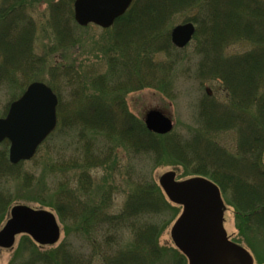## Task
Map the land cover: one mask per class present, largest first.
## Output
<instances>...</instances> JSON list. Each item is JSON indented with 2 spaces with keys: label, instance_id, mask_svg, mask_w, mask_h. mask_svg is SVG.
<instances>
[{
  "label": "trees",
  "instance_id": "16d2710c",
  "mask_svg": "<svg viewBox=\"0 0 264 264\" xmlns=\"http://www.w3.org/2000/svg\"><path fill=\"white\" fill-rule=\"evenodd\" d=\"M71 1L53 0L50 5L49 27L56 46L79 42L64 17ZM24 2L29 1L1 0L0 5V85L20 88L10 101L24 89L15 78L17 61L38 62L30 56L35 28ZM184 9L196 10L187 18L196 26L193 74L220 82L227 97L224 102L204 94L196 104V126L188 134H154L142 118L128 111L124 96L144 88L172 94L183 49L170 43L167 25L173 13ZM104 30L109 38L103 72L85 83L73 66L62 70L54 65L48 70V84L59 102L56 136L65 142L57 152L55 138L42 142L48 155L57 157L48 167V173L55 175L51 197L41 198L40 207L54 209L64 238L40 251L23 236L20 245L25 252L16 251L17 258L8 264H92L95 258L102 264H186L175 247L159 244L176 207L145 172L149 164L179 165L188 168L187 176L208 178L228 195L247 229L264 233V1L133 0ZM242 39L251 43V49L226 54L228 44ZM162 53L166 59H156ZM57 78L73 87L67 105L56 90ZM228 130L237 135L235 154L211 138ZM0 146L1 217L11 201L3 181L21 177L23 187L30 188L34 175L19 174L24 161L11 164L7 141ZM118 195L122 201L116 207ZM261 257L258 261L264 263Z\"/></svg>",
  "mask_w": 264,
  "mask_h": 264
},
{
  "label": "rangeland",
  "instance_id": "374dc122",
  "mask_svg": "<svg viewBox=\"0 0 264 264\" xmlns=\"http://www.w3.org/2000/svg\"><path fill=\"white\" fill-rule=\"evenodd\" d=\"M29 2H24V6L28 11L29 18L34 24V31L31 36V53L30 56L33 59L38 60V62H27L19 60L17 62L19 70L16 71L15 78L18 82H22L24 89L26 86L33 82L39 81L47 84L49 86V66H58L60 69H64L67 66H73L78 73V76L82 77V81L87 83L88 79L97 73L103 72L105 70V58L104 51L106 49V44L108 40V35L104 29L101 27L88 24L84 27L72 26L75 21L73 20V6L71 1L70 6H65L66 10L64 12L65 20L69 23L70 28L73 32H76L77 37H79V42L68 44L67 46H56L53 35L51 33V28L49 27V12L50 5L53 4V0H27ZM64 1V0H63ZM264 1V0H262ZM1 5V0H0ZM69 10L71 11L69 13ZM196 13L194 9H184L179 12L173 13L170 22H168V29L170 30L173 26L187 21V18L193 16ZM76 24V23H75ZM77 25V24H76ZM108 32V31H107ZM251 43L245 40L233 41L231 44H228L226 48V54H242L251 49ZM195 43L193 39L183 48V51L178 54L179 56V66L176 71V76L174 78L172 94H166L165 92H160L159 90L153 88H144L140 90H135L127 93L125 97V102L127 104L128 111L131 112L135 117L142 118L145 112L148 109H159L167 115L172 123L171 132L178 133L180 135H186L189 131L196 126L194 119L196 113V104L200 98L206 94L214 98V100L224 101L226 100L225 96L227 95L224 92L223 87L220 82L217 80L211 79H198L194 76L193 72L195 70V64L197 61V56L194 53ZM43 63H41L42 60ZM156 59L165 60V54H159ZM3 61V56H0V64ZM58 70L60 72L61 70ZM55 87L59 93L61 103L69 104L71 88L65 86V79L60 78L57 80ZM59 81V82H58ZM64 83V85L62 84ZM50 87V86H49ZM51 88V87H50ZM23 89V90H24ZM52 89V88H51ZM50 89V90H51ZM20 88L18 87H9L7 84L0 85V117H4L7 112L9 104L15 100L10 101L13 94L19 93ZM54 92V90H52ZM56 94V92H54ZM58 96V94H56ZM227 97V96H226ZM59 102L57 103V105ZM57 108V107H56ZM57 114V113H56ZM56 126L55 128L47 135L44 139L46 144L52 142L55 138L56 145L54 146V152H57L59 145L64 143L65 138L56 136L58 134L56 130L59 125L58 118L56 116ZM53 133V135H51ZM211 138L214 139L219 146H222L227 153L235 154V148L237 144V135L234 130H228L221 133H213ZM43 142V141H42ZM45 143H41L37 148L34 156L27 161H24L19 171L21 173H32L34 175L33 185L30 188L23 187L21 182V177H18L14 180H8V182L3 181V186L6 188L10 194L11 201L7 208V211L0 217V229L10 217V209L14 205H25L32 209H44L49 210L54 214L56 218V224L58 227V238L54 244L51 245H42L36 243L29 235L18 234L14 237V241L10 247H1L0 246V264H8L10 261L17 258V252L23 253L25 250L22 249L20 242L23 240L22 237L25 236L29 238L34 244H36L40 251L48 250L50 247L58 245L63 238V224L55 213L54 209L45 207H40V199L48 200V192L51 191V185L55 181V175L48 173V167L53 161L54 157H57L54 153L53 155H48V148L45 146ZM1 148V146H0ZM8 148V141H7ZM67 153H70L67 151ZM123 161L127 160L123 154ZM146 167V165H145ZM188 169V168H186ZM182 166L179 165H157L152 166L149 164L148 169L145 168V172H148L152 176L153 180L159 185L161 191L163 189L159 183V178L167 173L172 172L174 174L175 181H182L188 179L190 176H187L188 171ZM95 175L100 176L101 171L94 170ZM71 174V173H69ZM164 194V193H163ZM220 197L224 202V211H223V226L228 235H231L232 238L243 243L242 245L247 244L243 242L244 237H248V241L251 242L250 250L252 251L254 257L252 264H264L261 260L258 261L261 257L264 258V233L257 232L258 230L253 227L255 234L251 232L250 229L245 230L244 220L238 219L239 214L234 212V207L230 204L227 194L220 191ZM165 198L167 197L164 194ZM230 198V197H229ZM167 199V198H166ZM168 200V199H167ZM122 201V196L114 197V203L116 207H119V204ZM171 203V202H170ZM173 204V203H171ZM176 207V213L174 218L170 220L158 239L159 244L174 247L170 230L175 223L176 219L180 216L182 212V207L178 204H173ZM237 229L239 234L237 233ZM245 235L243 237V235ZM21 246V247H20ZM249 246V243H248ZM244 247H247L246 245ZM257 249V254L254 249ZM20 250V251H18ZM17 251V252H16ZM260 262V263H259ZM92 264H102L98 258H95ZM187 264V263H186Z\"/></svg>",
  "mask_w": 264,
  "mask_h": 264
},
{
  "label": "water",
  "instance_id": "95a60500",
  "mask_svg": "<svg viewBox=\"0 0 264 264\" xmlns=\"http://www.w3.org/2000/svg\"><path fill=\"white\" fill-rule=\"evenodd\" d=\"M131 0H74L73 18L80 26L94 23L108 27L122 14ZM195 31L192 22L173 26L170 42L181 48ZM56 95L45 83L33 81L12 101L0 117V142L7 139L8 160L17 163L30 159L37 146L56 124ZM161 110L148 109L143 122L147 130L165 134L172 121ZM264 159V156H263ZM264 162V161H263ZM169 200L181 205L182 212L170 230V238L187 258L188 264H252L243 247L228 240L222 224V200L215 184L202 177L175 181L167 172L159 178ZM29 235L39 244H53L58 238L56 218L48 210L14 205L0 229V246L10 247L17 234Z\"/></svg>",
  "mask_w": 264,
  "mask_h": 264
},
{
  "label": "flooded vegetation",
  "instance_id": "af4514ba",
  "mask_svg": "<svg viewBox=\"0 0 264 264\" xmlns=\"http://www.w3.org/2000/svg\"><path fill=\"white\" fill-rule=\"evenodd\" d=\"M234 212L236 213V211H235V209H234ZM247 229V227H245V230ZM237 233L239 234V232H238V229H237ZM243 235V234H242ZM245 235H243V237H244ZM228 237H229V239L232 241V242H234V243H236V244H240L241 246H243V248H245L247 251L248 250H250L249 248V246L247 245V244H245L247 247H244L245 245H242L243 243H241V242H239L238 240H236V239H234V238H232L231 237V235H228ZM247 237H244L243 239H245L243 242H247V239H246ZM250 253H252L251 252V250H250Z\"/></svg>",
  "mask_w": 264,
  "mask_h": 264
}]
</instances>
